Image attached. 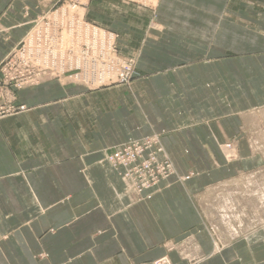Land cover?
<instances>
[{
  "label": "rangeland",
  "instance_id": "1",
  "mask_svg": "<svg viewBox=\"0 0 264 264\" xmlns=\"http://www.w3.org/2000/svg\"><path fill=\"white\" fill-rule=\"evenodd\" d=\"M156 3L50 0L0 62L6 67L0 71V126L4 117L34 106L18 101L19 90L42 83L38 93L58 96L59 129H72L67 99L89 95L88 113L75 101L74 129H83L89 118L92 147H100L92 148L93 155L116 174L120 186L113 191L128 204L168 181L187 184L210 159L219 171L234 163L233 175L207 183L190 196L211 240V252L217 253L227 234L244 237L264 224V23H255L261 28H252L250 36L233 31L218 38L216 53L198 54L188 39L153 37ZM195 61L216 66L188 67ZM166 65H178L188 84L179 101L168 100L178 87L162 81L169 72L162 69ZM35 76V82L16 86ZM200 80L203 87L193 86ZM208 92L216 102L205 100ZM227 113L234 115V134L219 141L217 151L208 150V126L215 129L213 124L224 121ZM242 142L247 149H239ZM248 156L259 166L246 167L243 160ZM192 239H169L166 251H175L185 264H196L206 255ZM142 264L173 262L166 253Z\"/></svg>",
  "mask_w": 264,
  "mask_h": 264
},
{
  "label": "crops",
  "instance_id": "2",
  "mask_svg": "<svg viewBox=\"0 0 264 264\" xmlns=\"http://www.w3.org/2000/svg\"><path fill=\"white\" fill-rule=\"evenodd\" d=\"M49 2L0 0V29H5L0 31V62ZM151 21L153 37L188 39L196 48L193 52L216 53L218 38L230 37L233 31L250 36L252 28H261L255 23H264V0H157ZM194 64L188 67L216 66L212 61ZM162 69L169 71L162 81L178 87L168 100L179 101L188 85L179 75L180 67ZM198 82L193 86H204ZM38 85L17 92L20 103L31 102L33 107L1 119L0 264H142L166 253L173 264H185L175 251H166L165 243L187 235L206 255L196 264H264V224L244 237L224 238L220 228L225 246L212 253L200 211L190 200L203 185L233 175L234 163L219 171L210 159L187 184L168 181L128 204L113 191L120 186L116 174L93 155L92 148L100 147H92L89 118L83 129H74L75 101L82 102L85 114L91 97L68 98L72 129H59L58 96L38 93L42 83ZM205 95L206 101H217L212 92ZM224 117L213 124L215 129L208 126L212 136L210 146L205 144L208 150L217 151L218 142L234 134V115ZM245 146L242 142L239 149ZM243 161L250 169L259 166L254 157Z\"/></svg>",
  "mask_w": 264,
  "mask_h": 264
},
{
  "label": "built area",
  "instance_id": "3",
  "mask_svg": "<svg viewBox=\"0 0 264 264\" xmlns=\"http://www.w3.org/2000/svg\"><path fill=\"white\" fill-rule=\"evenodd\" d=\"M5 65L4 66H0V71H2V70H5ZM37 80V76H35V77H31L30 78V80L28 81V79H25V80H23L22 82L23 83H20V82H18V83H16V86L19 88H21V86L23 85V84H25L26 82H35Z\"/></svg>",
  "mask_w": 264,
  "mask_h": 264
}]
</instances>
